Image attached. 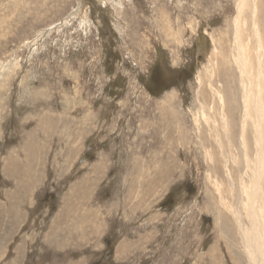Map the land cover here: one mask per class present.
I'll use <instances>...</instances> for the list:
<instances>
[{
    "label": "rangeland",
    "instance_id": "374dc122",
    "mask_svg": "<svg viewBox=\"0 0 264 264\" xmlns=\"http://www.w3.org/2000/svg\"><path fill=\"white\" fill-rule=\"evenodd\" d=\"M247 6L237 63L250 83ZM236 10L235 0H0V264H247L197 104L212 106L215 42L230 44Z\"/></svg>",
    "mask_w": 264,
    "mask_h": 264
},
{
    "label": "bare ground",
    "instance_id": "6f19581e",
    "mask_svg": "<svg viewBox=\"0 0 264 264\" xmlns=\"http://www.w3.org/2000/svg\"><path fill=\"white\" fill-rule=\"evenodd\" d=\"M246 1L235 0L236 14L232 18V25H228L230 44H225L224 40L227 36L223 37L219 34L216 38L217 49H215L214 60L217 64L214 63L215 68L213 70L215 82L211 87L212 106L205 105L198 97L197 104L201 110L200 112L205 115L206 119L204 120L209 125L210 128H208L211 129V135L213 134L212 137L214 139H212L216 148H211V150L221 152L220 157L222 158L215 157L221 164V166H219L220 164L216 165V168L218 170L220 167L225 169L228 191L226 196L224 195L225 193H221L219 200H221L222 206L223 204L229 205V203L232 205L231 210L227 209L229 210L228 215L232 216L236 222V232L241 237L240 246L246 255L247 264H264V27L262 20L259 21V17L264 13V5L261 6V0H248L246 11H249L250 34L256 42L255 76L249 83L245 72L241 69L243 62L239 60L237 63V48L242 44L239 19L244 11L243 4ZM258 25L262 41L259 38ZM231 70L236 72V77ZM198 78L201 80V76ZM202 101L204 102L203 97ZM214 109H218L217 112ZM210 112H213L214 115L211 116ZM235 113L240 120V129L238 128V142L234 144L235 140L232 141L231 139L232 133L235 134V132L231 133V130L235 125H233L231 118ZM217 114L218 116H216ZM216 117L220 118L217 119ZM247 133L252 137L251 140L249 136L251 143L245 136ZM207 149V155L214 160L213 153H210L211 150ZM237 151L239 155L236 154ZM227 154L231 155L232 163L231 161L229 162L230 159L226 160ZM252 159L253 162H251ZM228 162L233 165L234 171L236 169L240 171L239 179L237 177L235 183L233 182L234 179L232 180L231 178V174H228L230 169L228 168ZM245 178L249 179L251 188L245 204V212L248 213L250 222L246 219L244 223L242 216L239 214V200L236 197V192L244 187L242 182ZM260 206H263V216L261 218L253 212L255 207ZM243 224L247 228L250 224V231L252 232H248ZM256 243H259L260 251L255 246Z\"/></svg>",
    "mask_w": 264,
    "mask_h": 264
}]
</instances>
